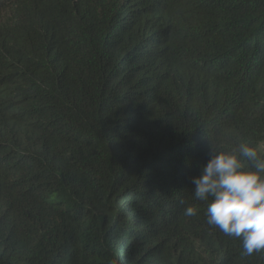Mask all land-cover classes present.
<instances>
[{"label":"trees","instance_id":"trees-1","mask_svg":"<svg viewBox=\"0 0 264 264\" xmlns=\"http://www.w3.org/2000/svg\"><path fill=\"white\" fill-rule=\"evenodd\" d=\"M262 55L264 0H0V264H264L190 182L264 157Z\"/></svg>","mask_w":264,"mask_h":264},{"label":"clouds","instance_id":"clouds-1","mask_svg":"<svg viewBox=\"0 0 264 264\" xmlns=\"http://www.w3.org/2000/svg\"><path fill=\"white\" fill-rule=\"evenodd\" d=\"M258 68L264 73V55ZM242 107L234 121L242 119ZM190 182L196 199L210 200L203 205L208 225L241 239L244 255L264 250V157L257 146L241 142L225 150L209 140L207 162ZM196 212L189 205L184 214L191 217Z\"/></svg>","mask_w":264,"mask_h":264}]
</instances>
